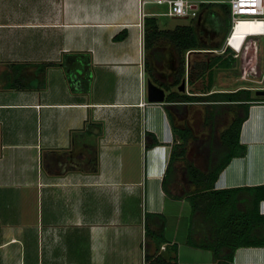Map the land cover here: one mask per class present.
Here are the masks:
<instances>
[{"label": "crops", "instance_id": "0c3cea01", "mask_svg": "<svg viewBox=\"0 0 264 264\" xmlns=\"http://www.w3.org/2000/svg\"><path fill=\"white\" fill-rule=\"evenodd\" d=\"M147 16L159 28L195 22H173L153 0H0V264H148L146 212L164 215V257L217 264L210 249L187 242L189 201L161 185L172 127L197 105L179 116L165 100H147L146 79L169 83L177 66L162 37L154 66ZM198 54L184 53L185 71ZM43 61L60 64L42 69ZM14 64L29 86H9ZM182 78L184 90L162 86L165 94L189 93ZM238 85L230 81L228 90ZM239 140L244 153L230 158L214 187L264 188V100L250 102ZM258 207L264 213V198ZM226 264H264V245L236 247Z\"/></svg>", "mask_w": 264, "mask_h": 264}, {"label": "trees", "instance_id": "16d2710c", "mask_svg": "<svg viewBox=\"0 0 264 264\" xmlns=\"http://www.w3.org/2000/svg\"><path fill=\"white\" fill-rule=\"evenodd\" d=\"M229 14L227 3L200 2L197 15L194 19L191 18L195 22L177 24L172 29L159 28L153 16L144 19V46L154 66L157 67L161 61L159 53L162 50L154 45L157 38L167 39L177 53V66L172 81L158 84L165 89L170 85H179L185 73L190 84L189 93L177 89L169 90L164 99L166 107L172 106L177 115L184 116L187 105L201 104V123L205 129L202 135L194 134L186 119L181 124L173 125L174 139L161 185L167 194L185 197L189 201L191 212L187 242L210 249L213 257L217 259V264H226L238 246L264 245V213L260 212L258 207L259 201L264 198L263 186L214 187L218 173L230 158L244 153L245 145L239 140L240 125L247 116L250 102L264 100V95H256L254 89L250 87L240 86L233 90L212 87L214 69L231 68L236 65L237 56L229 48L204 59L194 58L193 64L187 66L185 71L186 51L207 54L212 50L206 49L221 46V43L208 46L204 41V33L218 34L227 31L230 25ZM197 17L200 18L199 21L195 19ZM204 21H207L208 29L204 28ZM239 30L238 35L242 37L246 28ZM124 34L125 31L118 32L114 38H120ZM52 64L60 62L43 61L40 67L44 69ZM20 67V64L11 65L14 76L10 87L29 86L22 82V77L18 74ZM149 69L151 70L150 67ZM229 115H231L229 121L221 127ZM87 126L88 121L85 122L86 130ZM83 129L84 127L76 131ZM155 141L156 138L152 136L150 142ZM189 145L192 146L191 155H188ZM163 227V214L145 213L143 257L148 264L176 263L175 255L166 258L157 251L165 240ZM174 248L175 245L173 251Z\"/></svg>", "mask_w": 264, "mask_h": 264}, {"label": "built area", "instance_id": "2783aa9c", "mask_svg": "<svg viewBox=\"0 0 264 264\" xmlns=\"http://www.w3.org/2000/svg\"><path fill=\"white\" fill-rule=\"evenodd\" d=\"M144 1V0H143ZM157 3L166 4V13L171 16H188L193 18L197 15L200 2H222L227 3L230 10V25L224 36L220 48H208L215 52H223L225 48L231 49L236 55L251 61L247 69L242 70L244 78L249 75V70H255L257 64L258 41L264 38V0H153ZM142 3V1H141ZM142 16V11L140 12ZM142 23V22H141ZM139 22L142 30V24ZM237 26L239 28H237ZM249 29L242 37L238 35L239 29ZM250 48V49H249ZM188 52V51H187ZM247 60V61H246ZM250 68V69H249ZM254 68V69H252ZM260 75L264 76V68ZM264 87V86H263ZM262 88V87H258ZM144 264V262H143Z\"/></svg>", "mask_w": 264, "mask_h": 264}, {"label": "rangeland", "instance_id": "374dc122", "mask_svg": "<svg viewBox=\"0 0 264 264\" xmlns=\"http://www.w3.org/2000/svg\"><path fill=\"white\" fill-rule=\"evenodd\" d=\"M215 9H217L218 11H220V9H218L216 6H213ZM173 20V22H187L190 20V17L188 16H170ZM194 18V17H193ZM197 19V18H195ZM190 21H193V19H191ZM207 22V21H206ZM198 32V30H197ZM226 30L225 31H221L218 34H214V33H204V36H206V42L208 44V46H215L214 43H221V46L223 44V39L224 36L226 34ZM247 33H249V30H246ZM258 46H259V51H257V64L258 66L255 68V70H249V75L246 76V78L242 77V70L245 68L248 70V67L251 66L252 62L251 61H247L244 62V59L242 57H240L239 55L237 56V62L236 65L231 67V68H225V69H214V83L217 84L214 87H217L219 89H228V88H232L228 86V83L231 81L232 84L235 86H239L238 84H241L240 86L242 87H250L253 88L254 90L258 87H263L264 86V76L260 75L261 70L263 71L264 68V38L263 36L260 37V40L257 42ZM220 46V47H221ZM220 47H217L220 48ZM250 49V48H249ZM205 53V52H204ZM214 53H218L215 51H211V52H207V54H203V53H199L196 56L198 58L204 59L207 56H212V54ZM195 57V58H196ZM185 60V59H184ZM196 60V59H195ZM193 59L190 58V64H193ZM250 69V68H249ZM254 69V68H252ZM193 72H195L192 69ZM152 75V74H151ZM167 78H170L169 76H166ZM166 78V80H167ZM37 84H39L37 82ZM200 85V84H199ZM213 87V86H212ZM213 87V88H214ZM214 88V89H217ZM234 88V87H233ZM195 105V104H194ZM197 106L193 107L192 109H190V113L189 115H187V122L189 123V125L191 126V128L193 129L194 134L197 135H202L205 133V129L202 127V106L201 104H196ZM231 115L227 116L226 120L224 122H222L221 127H223L224 125L227 124V122L229 121ZM179 120V119H178ZM179 123H182L181 120H179ZM189 152L188 155H191V151H192V146L189 145ZM95 159L94 156H90L88 157L87 162H94L93 160ZM198 162V161H197Z\"/></svg>", "mask_w": 264, "mask_h": 264}, {"label": "water", "instance_id": "95a60500", "mask_svg": "<svg viewBox=\"0 0 264 264\" xmlns=\"http://www.w3.org/2000/svg\"><path fill=\"white\" fill-rule=\"evenodd\" d=\"M200 18L198 17L197 20ZM178 89H185V79L181 78ZM256 95H264V87L254 90ZM146 98L148 101L163 102L165 99V90L162 86L153 82L149 77L146 79Z\"/></svg>", "mask_w": 264, "mask_h": 264}, {"label": "bare ground", "instance_id": "6f19581e", "mask_svg": "<svg viewBox=\"0 0 264 264\" xmlns=\"http://www.w3.org/2000/svg\"><path fill=\"white\" fill-rule=\"evenodd\" d=\"M246 30H249V29H246ZM245 33H247V32H245ZM245 33H244V34H245Z\"/></svg>", "mask_w": 264, "mask_h": 264}]
</instances>
